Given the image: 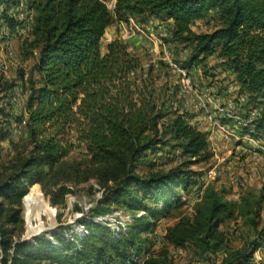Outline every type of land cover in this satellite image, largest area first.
I'll return each instance as SVG.
<instances>
[{"label": "trees", "instance_id": "1", "mask_svg": "<svg viewBox=\"0 0 264 264\" xmlns=\"http://www.w3.org/2000/svg\"><path fill=\"white\" fill-rule=\"evenodd\" d=\"M15 7L30 14L25 25L7 15ZM2 9L8 37L19 40L20 56L33 65L18 71L25 110L15 125L22 123V135L19 142H9L12 157L0 172V264H167V248L151 252L148 235L156 222L172 219L175 224L163 236L166 246L190 249L203 264H216L217 255L224 256L220 264H249L253 251L264 248V226L259 228L264 186L229 201L212 184L198 185L192 212L185 215L178 191L188 193L198 177L190 166L211 160L207 138L183 115L166 109L170 97L163 89L160 93L151 70L142 77L140 58L120 39L107 43L105 53L101 42L114 22L165 21L166 42L189 52L180 68L189 71L216 57L243 94L264 104V0H116L111 11L100 0H0ZM210 17L216 24L212 32L192 31L196 21ZM17 24L24 29L21 35ZM70 133L86 147L80 158L70 157ZM9 136L0 132L1 141ZM158 152L181 161L164 170L165 164L149 160ZM90 182L104 196L93 217L114 208L131 213L124 232L82 221L87 235L72 241L62 233L51 235L55 243L15 241L23 230L22 199L40 193L35 186L26 194L27 186L38 185L50 205L61 210L69 186ZM238 220L252 235L234 250L220 228Z\"/></svg>", "mask_w": 264, "mask_h": 264}, {"label": "rangeland", "instance_id": "2", "mask_svg": "<svg viewBox=\"0 0 264 264\" xmlns=\"http://www.w3.org/2000/svg\"><path fill=\"white\" fill-rule=\"evenodd\" d=\"M100 1L111 11L116 0ZM3 11L0 10V89H3L0 91V132H10V136L0 140V172L12 157L9 142H19L22 135V123L20 127L15 125L16 119L21 117L25 110L18 71H29L33 65L32 62H24L20 56L19 40L16 37H8V26L1 16ZM7 15L13 21L24 25L30 21V14L23 12L20 7L8 8ZM215 25L210 17L196 21L192 31L196 34L210 33ZM16 31L21 35L24 29L17 24ZM169 31L167 22L149 17L129 20L127 23L114 22L105 31L101 50L105 53L107 43L112 39H120L128 52L140 58L142 77L146 78V72L151 70L150 76L159 91L163 89V96L170 97L165 104L166 109L183 115L194 129L206 136L213 156L206 164L189 167L190 171L198 173V177L192 178L193 185L188 193L178 191L185 203L184 214L190 215L192 212V205L199 194L198 188L195 189L198 185L212 184L229 201H238L242 194H257L264 186V121H261L264 116V104H261V99L243 94L235 76L222 68L220 60L216 57L210 58L205 65H199L195 69H184L185 73L187 72V80L182 79L172 65L182 70L180 65L187 61L189 52L181 44L166 42ZM14 84L16 86L12 90H6ZM169 120L170 117L167 116L162 123L167 125ZM68 139L73 144L71 158H80L86 154L85 145L79 143L73 133H70ZM149 160L165 164L164 170L181 161L170 152L155 153ZM140 169H143V172L145 170L141 167L137 170ZM35 186L40 193L33 192L22 199L23 230L19 237L15 238L16 242L19 240L20 243H33L36 238H46L55 243L51 236L53 233H62L66 239L72 241L75 235H87L83 233L87 229L82 221H92L100 225L103 220L114 234L124 232L131 223V213L116 208L105 216L93 217L91 211L104 197L103 190L94 182L77 187L69 186L71 193L65 196L64 209L61 210L50 205L38 185L27 186L26 194ZM147 204H150V208L154 207L152 203ZM60 213L61 219L58 221ZM142 214L143 212L136 216ZM260 217L259 228L264 226V199ZM175 222L174 219L156 222L153 233L148 235L150 251L156 254L166 247L167 264H203L202 258L195 256L190 249H175L163 242L166 229ZM60 228L64 229L59 230ZM220 230L227 235L229 248L234 250L242 248L246 239L249 240L252 235L250 229L244 227L240 220L228 222L221 226ZM80 232L82 233L79 234ZM252 255L249 264H264L263 247L256 248ZM223 257L217 255L212 259L216 264H220Z\"/></svg>", "mask_w": 264, "mask_h": 264}, {"label": "built area", "instance_id": "3", "mask_svg": "<svg viewBox=\"0 0 264 264\" xmlns=\"http://www.w3.org/2000/svg\"><path fill=\"white\" fill-rule=\"evenodd\" d=\"M172 67L180 74V76H182V79H186L187 80V72L185 73L184 69L179 70L175 65H172ZM189 90L192 91V89H189ZM100 225H105V221H103V220L100 221ZM81 233L82 232H80L79 234H81ZM83 233L87 234V231H84Z\"/></svg>", "mask_w": 264, "mask_h": 264}, {"label": "bare ground", "instance_id": "4", "mask_svg": "<svg viewBox=\"0 0 264 264\" xmlns=\"http://www.w3.org/2000/svg\"><path fill=\"white\" fill-rule=\"evenodd\" d=\"M52 211V210H51Z\"/></svg>", "mask_w": 264, "mask_h": 264}]
</instances>
